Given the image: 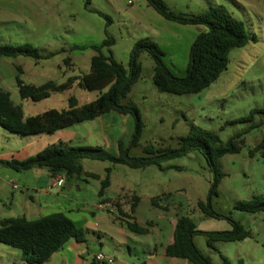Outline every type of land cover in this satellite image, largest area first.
Here are the masks:
<instances>
[{
    "label": "rangeland",
    "instance_id": "rangeland-1",
    "mask_svg": "<svg viewBox=\"0 0 264 264\" xmlns=\"http://www.w3.org/2000/svg\"><path fill=\"white\" fill-rule=\"evenodd\" d=\"M162 1L171 12L184 17L224 6L244 22L251 40L230 52L227 70L216 82L190 95L160 92L153 82L154 59L147 52L141 53V76L120 100L123 105H135L143 123L138 144L129 150L133 157H145L146 147L179 149L180 138L188 136L192 127L214 132L225 143L264 118L259 114L253 122H238L249 117L252 110L264 109V0ZM105 16L111 20L108 26ZM205 31L204 26L165 20L147 0H0V46L30 44L41 55L40 59L25 55L1 58L0 89L22 107L25 117L48 109H67L70 97L77 98L79 105L94 101L101 92L87 91L77 84L44 101L23 100L17 80L41 86L48 81L60 84L86 75L96 55L93 47L100 46L107 36L114 39V44L103 48V53L112 55L126 69L134 45L144 39L160 47L165 53V65L176 77L183 78L187 75L191 46ZM128 116L127 131L118 136L126 147L130 146L135 131V119ZM96 126L95 121H88L69 127L75 144L68 147H100L105 155H117L118 148L109 147L108 143L104 146ZM35 138L11 133L0 126V161L28 158L31 152L21 147ZM243 138L245 146L240 153L220 160V171L225 176L218 185V196H213L210 202L218 214L241 223L252 237L243 242L215 243L210 248L206 236L195 235L194 244L213 264H224L223 258L231 264H264V213L250 214L235 209L238 202L264 197V158L249 156L264 138V126L250 130ZM33 151L31 157L37 150ZM81 164L85 173L95 174L99 179L82 175L79 179L66 178L65 184L58 186L53 185L48 168L17 172L0 165V210L29 220L64 213L83 230L92 256L103 253L119 261L129 259L122 229L135 237V241L157 250L172 239V221L177 220V215H188L203 232L232 229L226 219L207 217L198 209L199 202H208L214 183V173L200 151L141 169L112 165L107 160L84 159ZM108 168H111V183L103 199H119L123 212L130 213L131 197H140L133 217L138 225L149 230L146 235L129 231L128 220L112 205L109 211L98 209L102 199L101 181L107 177ZM156 197H163L160 204L167 206L168 211L152 206L151 200ZM128 247L133 258L141 259L146 251L133 242Z\"/></svg>",
    "mask_w": 264,
    "mask_h": 264
},
{
    "label": "trees",
    "instance_id": "trees-1",
    "mask_svg": "<svg viewBox=\"0 0 264 264\" xmlns=\"http://www.w3.org/2000/svg\"><path fill=\"white\" fill-rule=\"evenodd\" d=\"M147 1L167 21L207 28V31L198 35L191 46L190 61L185 77H176L163 61L165 56L163 50L144 39L134 45L129 68L126 69L112 55L103 53V48H110L114 44V39L107 36L100 46L93 47L96 55L92 58L90 71L86 75L69 78L60 84L48 81L41 86L26 85L17 80L19 95L23 100L44 101L53 94L71 90L77 84L84 90L101 92L94 101L79 105L77 98L70 97L67 109H50L25 117L22 107L15 105L10 94L0 89V126L11 133L26 136L53 134L76 124L94 121L110 112H116L121 115H132L135 119V131L130 146L126 147L123 141H119L118 154L105 155L100 147H68L61 143L48 146L35 156L24 160L15 158L1 160L0 165L17 172L44 167L49 169L51 177L62 173L67 179L73 177L79 179L82 175L99 179L97 175L83 171L82 160H107L112 165L123 164L129 168L141 169L185 156L194 150L200 151L214 173V183L208 202H199L198 209L207 217L226 219L230 222L232 229L223 232H203L197 229V225L188 215H177L173 240L165 247V255L169 258L187 260L191 264H213L194 244L195 235L206 236L210 248H213L215 243L243 242L252 237L241 223L230 216H221L211 206L210 199L213 196H218V185L225 176L220 171L219 162L226 155L240 153L245 146L244 135L250 130L263 127L264 118L259 123L251 125L247 131L232 136L225 143L221 142L219 136L214 132L192 127L188 136L180 138L179 149L154 150L153 147H146L144 149L145 157H133L129 155V150L138 144L143 123L137 107L132 104L123 105L120 100L129 93L133 84L141 76L139 56L143 52L149 53L154 59L153 82L160 92L175 95L198 94L217 81L219 76L227 70L230 52L235 48L246 46L251 40V36L247 32L244 22L237 19L224 6L211 7L208 12L197 16L184 17L171 12L162 0ZM105 19L108 26L111 20L108 16H105ZM19 55L35 59L41 58L39 50L30 44L0 46V59L15 58ZM259 114L264 116V109H254L249 117L242 118L238 122H253L256 115ZM257 155L264 158V138L249 152L251 158ZM106 172L107 177L101 181L99 196L102 199L99 205H112L128 220L126 228L129 231L137 235H146L149 230L138 225L133 217V213L140 203V197L136 195L131 197L130 213L123 212L119 199L118 201L103 199L105 190L111 183L109 178L111 168H108ZM163 197L165 196L163 195ZM163 197L153 198L151 204L153 207L168 211L167 206L160 204ZM235 209L250 214L264 213V197L238 202ZM71 239L83 242L85 240L84 232L64 213H52L35 220H28L26 217L0 219V244L20 250L23 259L28 264L47 262ZM223 263L231 264L224 258ZM91 264L101 263L93 261Z\"/></svg>",
    "mask_w": 264,
    "mask_h": 264
},
{
    "label": "crops",
    "instance_id": "crops-1",
    "mask_svg": "<svg viewBox=\"0 0 264 264\" xmlns=\"http://www.w3.org/2000/svg\"><path fill=\"white\" fill-rule=\"evenodd\" d=\"M128 117H129L128 115H121L116 112H110L94 120L97 123L96 132H99L100 135L103 137L102 139L105 142L104 143L105 147H107V143H108L109 147L113 146V148L116 149L118 148V142L120 141V138L118 136L121 134L122 131H124V133L125 131H127L126 125H128ZM105 131L108 132V135L106 137H105ZM90 133L92 134V132ZM72 135H73L72 131L68 130V128L57 131L53 134H40L37 136V138L29 140L21 148H23V151L27 150L31 152V154L32 152H34L33 150H37L36 154H38L39 152L43 151L45 148L51 145H59L61 143L67 146L74 145L75 143ZM92 135L91 137H93ZM51 137L53 138V140H51ZM31 154L29 155L28 158L32 156ZM18 160H24V159L21 158ZM43 193L46 195H50V193L47 191H44ZM110 206L111 205L109 204L98 205V209L109 211ZM6 218H17V217L13 213H11V211L8 214H6L5 212H2V210H0V219H6ZM176 221L177 220L172 221L173 228L175 227ZM120 232L123 234L124 238L126 239L124 244L126 249L128 250L129 259L119 261L113 258V264H191L187 260L169 258L165 255V247L172 242L173 237L172 239L169 238L167 244L163 245L161 249L157 250V249H152L150 246L147 245V243L138 242L137 240L135 241V237H132L128 231L122 229ZM129 242L136 243L138 246H141L142 249H146V245H147L148 249H146V251L143 252L144 254L143 257L140 256L141 259L138 258L139 256H136V258L132 257L131 248L128 247ZM88 246H89V240L87 238H85L83 242H78L75 239H71L63 246V248L60 251L55 253L47 262L42 264H91V262H93V257L96 254L92 256V254H90L89 252ZM0 264H28V263L25 262V260L23 259V255L20 250L0 244Z\"/></svg>",
    "mask_w": 264,
    "mask_h": 264
},
{
    "label": "built area",
    "instance_id": "built-area-1",
    "mask_svg": "<svg viewBox=\"0 0 264 264\" xmlns=\"http://www.w3.org/2000/svg\"><path fill=\"white\" fill-rule=\"evenodd\" d=\"M66 176L62 173L55 174L53 176V185L62 186L65 184ZM93 261L98 263H106V264H113V259L107 257L103 253H98L93 257Z\"/></svg>",
    "mask_w": 264,
    "mask_h": 264
}]
</instances>
